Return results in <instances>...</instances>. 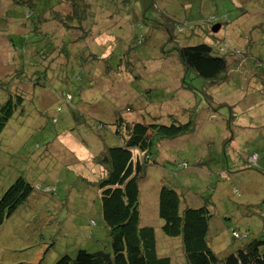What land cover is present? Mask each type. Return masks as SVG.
Listing matches in <instances>:
<instances>
[{"label":"rangeland","instance_id":"1","mask_svg":"<svg viewBox=\"0 0 264 264\" xmlns=\"http://www.w3.org/2000/svg\"><path fill=\"white\" fill-rule=\"evenodd\" d=\"M68 1L0 0V108L11 95L23 97L0 134V198L20 176L33 187L0 226V264H53L78 249L109 250L97 188L104 170L90 156L122 144L119 121L168 125L173 114L185 123L196 111L194 133L162 141L147 166L141 225L154 228L159 256L186 264L180 241L161 230L164 185L182 208L208 209L217 256L247 240L229 230L264 240V71L204 87L187 76L196 93L182 92L183 66L167 53L165 29L179 44L224 42L264 62V0H86L82 28L53 19L69 11ZM212 18L222 23L214 34L205 22ZM176 22L199 25L201 34H180Z\"/></svg>","mask_w":264,"mask_h":264},{"label":"trees","instance_id":"2","mask_svg":"<svg viewBox=\"0 0 264 264\" xmlns=\"http://www.w3.org/2000/svg\"><path fill=\"white\" fill-rule=\"evenodd\" d=\"M12 2L16 3L17 0ZM67 5L69 11L64 15L59 13L53 19L67 28L66 21L74 20L78 25L76 28H82V24L88 18L90 4L86 0H70ZM211 20L213 19L205 21L211 28L215 24L222 26L221 22L212 24ZM172 27L182 30L180 34L188 28L194 30L192 33L194 35L201 34V26L187 25V22L182 25L176 22ZM165 29L168 34L167 53L175 51L178 61L183 66L184 75L180 80L182 92L196 93V90L186 83L187 76L202 79L204 83L201 86L204 87L232 78L234 73L236 79L240 76L247 82L246 75L256 78L257 73L264 71V62L259 58L250 57L246 51L231 48L224 42L218 43L216 47L207 41L198 44H179L175 41L171 28ZM205 96L209 99L210 95ZM65 99L72 100V97L67 95ZM22 101L21 95H11L2 105L0 134L16 109L22 105ZM194 103L196 105L197 101ZM197 115L196 111V116L192 113L187 122L179 123L176 117L170 114L171 123L168 125L123 124L120 121L116 124L114 133L118 135L122 132L125 136L122 144L112 147L103 144L90 156L91 161L98 165L100 170L102 168L104 170L97 188L102 218L105 226L110 229L109 250L99 249L90 252L82 248L78 249L74 256L63 255L53 264H172L170 257L158 255L154 228L141 225L139 183L145 177L147 166L156 162L157 146L164 140L194 133ZM103 128L104 125H98V130ZM253 156L257 155L250 157V163L256 162L251 161ZM186 167V164L182 165V168ZM37 188L40 189L39 186ZM32 191L33 187L23 177L16 178L0 198V226L26 202ZM43 191L53 193L55 189L46 187ZM180 197L175 189L161 185L158 191V216L163 221L162 232L180 241L186 264H264L263 237L249 240L248 233L234 229L229 230L231 238L247 240L228 255L217 256L208 238L211 218L208 209L205 206L182 208Z\"/></svg>","mask_w":264,"mask_h":264},{"label":"water","instance_id":"3","mask_svg":"<svg viewBox=\"0 0 264 264\" xmlns=\"http://www.w3.org/2000/svg\"><path fill=\"white\" fill-rule=\"evenodd\" d=\"M220 24H215L213 27H212V31H213V33H216V32H218L219 31V29H220Z\"/></svg>","mask_w":264,"mask_h":264},{"label":"built area","instance_id":"4","mask_svg":"<svg viewBox=\"0 0 264 264\" xmlns=\"http://www.w3.org/2000/svg\"><path fill=\"white\" fill-rule=\"evenodd\" d=\"M212 19H213V18H212ZM256 159H257V156H253L252 159H251V161H252V162H255Z\"/></svg>","mask_w":264,"mask_h":264},{"label":"crops","instance_id":"5","mask_svg":"<svg viewBox=\"0 0 264 264\" xmlns=\"http://www.w3.org/2000/svg\"><path fill=\"white\" fill-rule=\"evenodd\" d=\"M210 117H212V116L210 115Z\"/></svg>","mask_w":264,"mask_h":264}]
</instances>
